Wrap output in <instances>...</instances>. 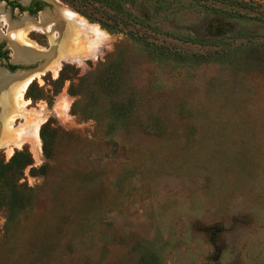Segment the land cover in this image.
<instances>
[{
  "label": "rangeland",
  "instance_id": "374dc122",
  "mask_svg": "<svg viewBox=\"0 0 264 264\" xmlns=\"http://www.w3.org/2000/svg\"><path fill=\"white\" fill-rule=\"evenodd\" d=\"M48 2L62 59L5 120L42 122L0 148V264H264V0Z\"/></svg>",
  "mask_w": 264,
  "mask_h": 264
},
{
  "label": "flooded vegetation",
  "instance_id": "af4514ba",
  "mask_svg": "<svg viewBox=\"0 0 264 264\" xmlns=\"http://www.w3.org/2000/svg\"><path fill=\"white\" fill-rule=\"evenodd\" d=\"M48 5V0H0V87L3 80L13 78L16 88L17 83L25 76L45 65L46 57L39 56L42 51L50 48V27L55 24V19L51 17L50 11H47ZM18 32L19 35L24 34L25 43L18 39L19 35L15 37ZM33 33L43 35L44 43L41 44L35 39ZM54 33L55 30L51 32ZM16 49L20 53L15 58L13 50ZM33 80L35 79L30 83ZM2 91L3 89L0 94ZM13 92L15 91L11 92V96ZM1 109L0 103V113ZM12 111L14 108H11L9 113Z\"/></svg>",
  "mask_w": 264,
  "mask_h": 264
},
{
  "label": "bare ground",
  "instance_id": "6f19581e",
  "mask_svg": "<svg viewBox=\"0 0 264 264\" xmlns=\"http://www.w3.org/2000/svg\"><path fill=\"white\" fill-rule=\"evenodd\" d=\"M61 14H62L63 19L70 21V22H76V21L81 20L80 17H78L76 14H73V13L62 11ZM77 27H78V25H77ZM65 35L66 34L64 31L63 35H62L63 38L65 37ZM18 39L23 43L26 42V41H24L25 40L24 34L23 35L20 34L18 36ZM54 40H56V42ZM54 42H55L57 48H60V46H62L61 37L60 38L58 37L57 39L51 38L50 44L52 45V43H54ZM19 53L20 52L17 49L13 50V56L15 58L17 56H19L18 55ZM61 59L62 58L53 59L49 64H47L46 66L44 65L45 66L44 70L41 69L40 71L28 74V76H25L22 80H20L19 83H17L18 85H16V88L14 86L15 85L14 79L7 80V81L3 82V84L0 87V90L3 89V91H2L3 93L0 94V96H1L0 97V103L2 105V109H1V113H0L1 117H2V120H0V148H4L7 151L11 152L14 148H18L22 143H24L26 141H29L28 143H31L33 145V147L39 148V140H38V134L37 133H38V127H40L39 125L42 122V119H40V118L35 119L34 118V119L30 120V124L25 128L24 133H19V134H14V133H11L10 131H8V124H7V121H5V120L9 116V111L11 110V106H12L13 102L15 103L16 107H19V109H23V107L25 106V102L22 100L23 99L22 95H23V92L25 91V89L27 88L28 84L30 83V81L33 78H38V76H41L45 71H49V72H52L53 74H56ZM12 91H15V92H13L12 96H11ZM3 95H4V97L2 98ZM4 106L6 107V109H4ZM13 118L14 117L11 116V118L8 121L11 122L13 120Z\"/></svg>",
  "mask_w": 264,
  "mask_h": 264
},
{
  "label": "trees",
  "instance_id": "16d2710c",
  "mask_svg": "<svg viewBox=\"0 0 264 264\" xmlns=\"http://www.w3.org/2000/svg\"><path fill=\"white\" fill-rule=\"evenodd\" d=\"M41 137H42L43 141H45L42 130H41ZM11 162H13V164H15V165H19V167H21V168H25L26 166L31 164V160L28 158L27 154L21 153L18 151L15 152L14 156L11 159Z\"/></svg>",
  "mask_w": 264,
  "mask_h": 264
}]
</instances>
